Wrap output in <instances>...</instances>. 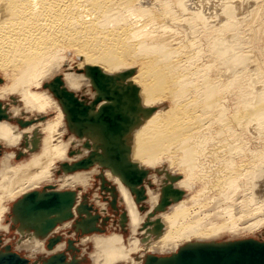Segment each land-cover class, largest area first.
Wrapping results in <instances>:
<instances>
[{
  "label": "bare ground",
  "instance_id": "bare-ground-1",
  "mask_svg": "<svg viewBox=\"0 0 264 264\" xmlns=\"http://www.w3.org/2000/svg\"><path fill=\"white\" fill-rule=\"evenodd\" d=\"M174 1L180 13L170 0H0V73L8 81L4 91L0 86V99L18 92L16 99L22 108L13 112L41 115L28 121L12 118L8 105L0 102V142L15 146L22 140V148L29 152L40 149L28 162L10 168L0 181V232L9 234L15 224L20 237L15 248L20 255V251L34 258L60 254L57 252L65 249V243L53 239L48 245L51 249L46 250L45 242L67 227L80 236L91 234L82 237L83 245L95 247L89 256L91 264H143L150 255L175 254L184 246L219 244L216 239L224 234L235 238L264 228L260 186L264 179V148L260 146L264 142V65H259L261 75L256 64L247 63L249 54L242 53L234 3L218 13L210 0ZM260 9L255 5L249 12L253 21L260 16ZM196 19L203 30L218 33L211 46L216 62L207 61L210 54L204 58ZM231 34L237 35V40L223 37ZM71 52L76 53L82 74L66 75L64 81L62 75L46 80ZM216 63L223 73H213ZM243 68L248 74L240 81L243 86L238 92L243 105L231 108L230 113L227 101L235 81L228 79ZM103 83L108 84L107 91ZM80 94H88L90 99L80 102L76 98ZM167 100L173 104L171 108L165 105ZM115 107L120 115L111 112ZM167 112L173 114L171 123L161 124L159 119L160 125L152 124V117L165 113L167 118ZM49 113L51 118L40 123ZM12 122L25 131H12L8 124ZM235 129L253 140L254 151ZM61 133L65 139L69 137L66 143L60 142L64 139ZM70 144L81 147L78 154L71 153L70 159L80 160L72 165L65 160L73 150H68ZM3 150L0 145V156ZM18 151L19 156H25ZM86 156L88 159H83ZM92 165L104 170L102 193L93 194L101 211L87 201L80 203L81 195L74 188L79 183L86 185L95 171L99 174L98 167L88 169ZM60 167L63 172L56 177ZM77 167L88 170L68 174ZM156 168L170 176L164 173L166 181L151 173L150 182H146L145 190L151 195L145 204L161 212L156 216L160 224L154 221L147 226L142 223L146 214H151L148 210L139 213V195L143 194L139 186L148 179V170ZM170 170L182 179L178 181ZM151 179L164 186L162 196L149 187ZM43 183L48 186L34 190ZM57 183L61 186L56 189L52 185ZM197 184L201 190L191 196ZM64 188L67 190H61ZM174 189L183 191L184 197L181 192L182 199L176 198ZM211 191L210 198L201 202ZM34 193L38 199L44 193L49 194L48 199L56 194L58 201L27 205ZM64 193L72 195L67 206L62 203ZM166 200L172 203L168 209ZM119 202L132 234L128 248L126 242L118 245L121 234L103 235L107 206L110 203L117 211ZM39 206L41 209L35 210ZM6 216L11 223L4 225ZM219 218L222 223L218 226L211 223ZM141 224L145 235H160L139 240L136 234H142L138 233ZM72 244L69 242V250H76ZM11 248L7 243L0 253ZM136 252L139 256L133 257Z\"/></svg>",
  "mask_w": 264,
  "mask_h": 264
},
{
  "label": "rangeland",
  "instance_id": "rangeland-1",
  "mask_svg": "<svg viewBox=\"0 0 264 264\" xmlns=\"http://www.w3.org/2000/svg\"><path fill=\"white\" fill-rule=\"evenodd\" d=\"M170 1L172 2L174 9L178 13H180V11L176 7L175 1L174 0H170ZM258 1L257 0H236V1L235 0H210V2H212L213 5L216 6L218 13H221L222 12V9H223V7L225 5H229V4H232V3L235 4V6H236V14H237L236 19L239 20V22H238L239 23L238 24L239 25L238 26V31H240L239 32V36L241 38V39L239 38V41L238 42L240 43L239 45L242 48H244L242 50V53L245 54V55H248L249 54L248 55V58L249 59H248L247 63L252 62L253 64H256V66L258 67V70L260 71L261 75H263V72L259 69V65H261L262 68H263V65H264V0H258ZM256 2H257V4H256ZM255 5H256V8L259 5V9L261 8L260 9L261 12H259L260 13V16L258 18H256V19H254V21H253V18H250L249 12H251L255 8ZM245 19L248 22L247 21L244 22ZM195 22L198 25L196 27V29H197L198 34H200V39L202 41V46H203V50H204V58L208 54H210L211 57L208 58L207 61L215 60V62H216L217 57L214 54L213 49H212L211 46H212V43H214V39L218 37L217 31H214L212 29H209V30H206L205 31V30H203V28H201V25L198 23L197 19L195 20ZM244 25H246V26H244ZM223 37H225V39L227 41L237 40V39H235L237 37V35L232 36V34H231V35H229V37H227L226 35H224ZM205 47H207L206 50H205ZM75 55H76V53H73V52H71L70 54H67L65 56V59L63 60V62H61L59 64V66L54 70V72L51 75H49V77L46 78V80H48L52 76L62 75V80L64 81V78L66 77V75H71V76H74L75 77V76L78 75V74H76V73H78L77 71H80V74H82V72H81L82 71V68H80L78 66L77 59L75 60V57H74ZM250 59H251V61H250ZM259 59L262 61V64H259L261 62ZM256 62H259V63H256ZM253 69H256V68L254 67ZM252 70H251L250 73H252ZM220 71H222V73L224 72V70L221 69L218 66V64L216 63V68L214 69V72L213 73L216 74V73H218ZM247 75L248 74L246 73V68H243L238 73H236L234 75V77L228 79V80H234L235 81L234 82L235 83V86H234L233 90L231 91L232 94L230 93V97H229V99L227 101V105L229 104L228 105V108H229V112L230 113H231V108H234V107L239 108V107H241L243 105L242 98H240V95L238 94V92H239L240 88L243 86V84L240 81L242 80V78H244V76H247ZM2 77L3 76L0 73V78H2ZM262 78H263V76H262ZM3 80H4L3 81V84L0 85L1 88H2V91H4L5 88L7 89V87H8V83H7L8 81L5 80V79H3ZM263 80H264V78H263ZM64 84H66V83L64 82ZM103 85H104L105 90L107 91L109 89V87L107 86L108 84L103 83ZM66 88H68V87L66 86ZM43 90H44V88H43ZM68 90L71 91L72 89L68 88ZM72 91H75V90H72ZM85 91H86V93L88 92L87 89H86V87H85ZM244 92L245 93L243 94V96H247L248 95V92L247 91H244ZM88 94H84V95L80 94V95L76 96V98H78L80 102L81 101L83 102V100H86L87 101V100L90 99V97L87 96ZM105 96L109 97V95H107V94H105ZM82 97H84V99H82ZM12 98L14 99V101H13ZM16 98H19L18 92H16L15 95H13V96L4 97V98L2 97L0 99V102L1 103H4V104H7L8 105V112L10 113V117H12V118H19V119H22L24 121H26V120L28 121V118H29V120L30 119H33V118H34L33 120H37L38 116H41L40 114H36L35 112H27L26 113L25 111H22L21 113H18V114L16 112H13L14 109L16 110L17 108H19V109L22 108V105L19 103V101ZM110 99L112 100V98H110ZM12 103H14V105H12ZM17 103H19V104L17 105ZM164 103H165V105L168 108H171L172 105H173L168 100L165 101ZM145 107H150V106H147L146 105ZM156 110H157V108H156ZM156 110L154 112H156ZM111 112L114 113V114L120 115V113L118 112V109L116 107ZM163 114L161 116L158 115L160 118H158L157 115L155 117H152V118L155 119L154 121H152V124H154V125L157 126V125H160V122L162 124L164 121H165L166 124H168L167 122L171 123V117H172L171 115H173V114L172 113L171 114L168 113L167 114V116H168L167 118H165L166 117L165 116L166 114L165 113H163ZM50 115H51V113H49L47 116H44L43 115L42 117L44 118V121L43 122H40V123H44L46 121V117L47 118L48 117L51 118ZM25 117H27V118H25ZM52 117H53V114H52ZM159 119H160V122H159ZM156 121H157V123H156ZM8 124L12 127V131H14L16 133H19L21 131H25V129H22L21 130V128L17 125V123L12 122V124H10V123H8ZM33 125L34 124H32L31 126H29L28 128L32 127ZM17 126L19 127V129H18ZM234 128H235V126H234ZM150 132H152V130ZM236 132H238V131L236 130ZM238 133H242V137L244 138L245 143L248 146H250V148L252 149V151H254L253 147H255V145L253 143V140H250L249 138L248 139L245 138L243 132H240L239 131ZM154 134H155V132H154ZM64 135L61 133V136H63V138H64V139H61L60 140V142H62V143H64V142L66 143L67 140L69 139V137L67 139H65V136ZM147 135H149V134H147ZM70 140H72V139H70ZM22 143L23 142L21 140L15 146H6L4 143H1L0 142V145H2L4 147V150H3V152H2V154L0 156V181L2 180L1 177L6 176V173L9 170L14 169L15 167L19 166V164H21L22 162H24V163L25 162H28L31 159V157H33L34 153L36 155V153L40 150V149L39 150L37 149L34 152H29V150H26L25 148H22ZM70 143H71V141H70ZM260 146H262L264 148V142L263 143H260ZM74 148H75V146H71V144L68 147V150L69 149H73V150H70V151L67 150L68 151V157H69V159L66 158L65 160H67L66 162H68V163H71V162L74 161V158L73 159H70V158L73 157V156H71V153L75 155V153L78 154L80 152V150H81V147H76L75 150H74ZM18 150H20L23 154H25V156L24 157L19 156V153L20 152ZM255 151H258V150H255ZM30 154H32V155H30ZM83 159H88V158L86 156ZM78 162H80V160L79 161H74L73 163L76 164ZM73 163H71L70 165H72ZM160 166L161 165H157V167H160ZM92 167H98L99 174H96V171H95V173H93V175L94 174L95 175L94 176L93 175L91 176L93 178L90 177V180H89V182L86 185H82L81 183H79V184L75 183L77 185L74 188H77L75 191L77 192V194H80L81 195V196H79L80 203H82L83 201H87L89 205H93V207L96 210L101 211L100 207L96 204L97 203L96 195L93 196V194H97L98 191L102 193V188L101 187H102V184L103 183H102L101 178H103L102 177V173L104 174V172H103L104 170L102 168H100L99 166H96V165H92L88 169H91ZM85 168L86 167H82V168L77 167L75 171H73V172L70 171V172H68V174H73V173L74 174H81V172L83 173V171H87L88 170V169L85 170ZM62 170H63V167L58 168V170H57V172L55 174L56 177H59L60 176V174H61L60 171L63 172ZM165 172L167 174H169L168 171H166V170H161L160 171V169H157V168L154 169V170H148V179H146V181H144V182L142 181V183L139 186V187H142V191H143V194H140L139 195V198L141 199L140 206H139V210H140L139 213L143 215L148 210L149 212L148 211L147 212L151 214L150 216H147V214H146V217H145V219H144V221L142 223V224H147V226L148 225H151L152 222H154V221H156V224H160L159 219L156 218V216L159 213H161V212L158 213V211L157 210L155 211V209H153V208H152V210H150L149 209V206L145 204V201L147 200V197L149 199V196L151 195L148 191L146 192V190H145L146 189L145 186L148 187V185L146 184V182H148L150 180L149 179V176H151L152 174H155V176L157 175V176H159L161 178L163 177L166 180V176H165L166 174H164ZM170 172L172 174L176 175V178H177L178 181L182 179V177L180 175H177V174L173 173V170H170ZM71 176H73V175H71ZM169 176H170V174H169ZM164 179L162 181H164ZM56 180H58V179H56ZM104 180H105V178H104ZM151 181H152V183H150L151 185L149 184V187L151 186L150 188L152 190L160 192V195L162 196V191H163L162 189L164 188V186H160L159 187L157 185V183L156 184L155 183L153 184V180L152 179H151ZM56 182H58V181H56ZM105 182L106 183H109L106 180H105ZM51 184H53V183H51ZM57 185L58 186H61V183H57L56 185H52V186H54L57 189ZM104 185H106L107 187L109 186V184H104ZM162 185H164V183H162ZM45 186H48V184H45V183L40 184L34 190H42ZM260 186H262L263 195H264V179H262L260 181ZM147 189H149V188H147ZM178 189H180V188H178ZM178 189H174V192L176 193V198H181L182 197V193L181 192H183V191L178 190ZM195 189L196 190H194V192L190 193L191 196L197 194V192L199 190H201V186L199 184H197V186H196ZM61 190H67V188H64V189H61ZM140 193H141V191H140ZM213 193H214L213 191H211L210 194L207 193L206 194L207 195V198L204 199V200H202L201 202H205L208 198H210L211 194H213ZM105 194L108 195V197H109V194L107 192ZM97 196H98V194H97ZM167 197L168 196H165L164 198H167ZM183 197H184V192H183ZM110 198H111V195H110ZM100 199H101V201H103V197L102 196H100ZM147 202H148V200H147ZM165 202H166L165 208H167V207L169 208V206L172 205V203L169 200H166ZM7 203L8 202H5L4 204L6 205ZM100 204L103 205L102 203H100ZM7 205L10 206L11 205V202L8 203ZM96 205H97V207H96ZM116 208H117V211H116V209H114V208H112L110 206V203L108 204V206H107V209L108 210L105 213L106 214L105 216H108V220H106L107 221L106 222V225L107 226H105V228L103 229L104 230V234L103 233L102 234L105 235V236H109V235H112V234H117V235H120L121 234L120 236H122L123 239L120 241L121 243L120 242L118 243V245H122L123 242L124 243L126 242L125 243L126 246H127L126 248H128L129 247L128 241H129V238H131V235L132 234H129L128 229L126 227L127 224H128V218H127V215H126L127 213H126V210H124L125 209L124 206H122V204L120 202L117 203ZM221 208H223V205H221ZM95 215H97V214H95ZM122 215L126 216V218H124L123 220L121 219V216ZM102 217H104V216H102ZM10 221H11L10 220V217L8 216V218H7V216H6V218H4L3 224L4 225H7V224L11 223ZM101 221H103V220H101ZM122 221H123V223L121 224ZM211 223L212 224H216L215 226H218L219 224L222 223V219L219 218L217 220H213V221H211ZM211 223L210 222H206L205 226L207 227ZM142 224H141V227H140V231L138 232V233H142V234H136V237L139 240H142V239H145L146 238V240L148 241L150 238L154 239V238L158 237V235H160V234H158V235H156V234L145 235L144 234V231L142 230V229H144V228H142ZM14 225L11 227V229L9 231V234H6V233L4 234L3 232H0V250L4 249L5 248V244L8 243L12 247L11 248V251H9V252L16 253L21 258H24V259L27 258L30 261V263L28 262V264H39V263H42V261L45 260L46 258H48V257L53 256V255L56 254V253L55 254H50V255L39 254L37 256V258H34V257L26 256V253L24 251H20L21 252V255H20L18 252H16V248H15V246H16L15 244H16V242H18V240H19L20 237L16 234V230H15L16 227ZM114 225H117V226H114ZM208 227H210V226H208ZM73 234H74L73 227L63 228L61 231H58L57 233H55L54 237L53 236H50V238L47 239V241L45 242L46 243V250H50L51 249V248L48 247V245L54 239V240H57V241H55L56 243H59V242L60 243H65V249L62 250V251L57 252V253H60V254H62V253L65 254V256L67 257V261H65V262H67V263L72 262L74 260V256H75L76 257V260L79 261L78 264H81V263H83V264H91L92 262H90V261H92V260L90 259L89 256H90V254H92L95 251V247L91 243H87V244H84V245L82 243V237H87L88 235H91V234L84 235V236H80L79 234H74V235ZM99 235H101V234H99ZM241 235H242V233L241 234H238L234 238V237H230L228 234H224L221 237H219L218 239H216V242L217 243H225V242H229V240H231L230 242H232V241L253 239V240L258 241L260 243H264V228H261L260 230L256 231L253 235H246V236L242 235L243 237ZM69 242H73L72 246L76 250H73V249L72 250H69ZM81 243H82V245H81ZM54 245L52 246V248L55 247ZM130 254H132V252H130ZM169 255L170 254H167V255H158V256L159 257H165V256H169ZM132 256L133 257H138L139 256V253L136 252Z\"/></svg>",
  "mask_w": 264,
  "mask_h": 264
},
{
  "label": "water",
  "instance_id": "water-1",
  "mask_svg": "<svg viewBox=\"0 0 264 264\" xmlns=\"http://www.w3.org/2000/svg\"><path fill=\"white\" fill-rule=\"evenodd\" d=\"M1 107V106H0ZM1 113V110H0ZM37 194V193H36ZM32 194L33 200H28L27 205L33 203H44L58 201V195L48 199L49 194H43L40 199ZM66 206L71 204L72 195L64 193ZM62 196V195H60ZM38 199V200H37ZM57 199V200H56ZM54 200V201H53ZM49 201V202H50ZM50 202V203H51ZM36 207L35 210H40ZM28 264V260L21 258L16 253L1 252L0 264ZM42 264H78L75 260L65 262L63 254H55L48 257ZM143 264H264V243L253 239L225 242L219 244H199L195 246L181 247L175 254L165 257L147 256Z\"/></svg>",
  "mask_w": 264,
  "mask_h": 264
}]
</instances>
